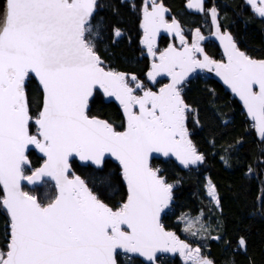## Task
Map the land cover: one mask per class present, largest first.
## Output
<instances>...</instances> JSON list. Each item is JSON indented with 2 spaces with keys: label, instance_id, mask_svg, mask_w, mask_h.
<instances>
[{
  "label": "snow or ice",
  "instance_id": "snow-or-ice-1",
  "mask_svg": "<svg viewBox=\"0 0 264 264\" xmlns=\"http://www.w3.org/2000/svg\"><path fill=\"white\" fill-rule=\"evenodd\" d=\"M246 3L264 18V0ZM186 6L210 17L226 62L205 53L199 28L189 43L179 21L167 19L162 2L143 0L140 43L152 58L145 76L153 85L157 77L169 78L153 90L135 73L114 70L100 55L105 32L113 42L123 32L115 25L109 29L103 17L96 19L98 0H4L0 5V210L7 216L0 264H157L168 253H178L185 264H215L202 247L165 228L161 215L174 185L151 161L156 153L175 156L185 167L205 160L190 139L187 120L194 109L183 95L196 69L223 79L264 138V59L241 51L231 33L221 32L215 6L207 8L205 0H188ZM162 31L180 46L169 43L160 50ZM32 76L40 89L35 109L26 84ZM101 96L118 101L121 125L91 114ZM32 148L43 158L34 169ZM77 157L100 172L106 157L114 158L126 188L117 206L75 173ZM113 175L98 179L110 184ZM46 179L55 186L47 202L25 191V183L36 186ZM207 188L220 206L216 186L209 181ZM259 199L264 202V196ZM260 211L264 215V207ZM196 223L199 228L192 231ZM184 231L196 236L209 228L197 218L188 220ZM237 246L246 248L243 236Z\"/></svg>",
  "mask_w": 264,
  "mask_h": 264
},
{
  "label": "trees",
  "instance_id": "trees-1",
  "mask_svg": "<svg viewBox=\"0 0 264 264\" xmlns=\"http://www.w3.org/2000/svg\"><path fill=\"white\" fill-rule=\"evenodd\" d=\"M142 1L136 0L132 4L122 0H98L101 8L96 19L103 17L109 29L115 25L123 32L115 42L110 32H105V39L98 44V51L106 63L116 71L135 73L147 85L145 73L149 64L140 46ZM186 1L158 0L169 10L170 18L179 21L188 40L196 28L204 36L209 34L212 31L209 17L204 13H189L184 6ZM205 3L207 8L215 6L218 9L221 30L232 34L241 51L254 59H264V18L256 15L245 0H208ZM167 43L168 39L162 37L160 48ZM201 45L209 57L222 59L217 45L210 41H201ZM26 84L35 109L40 89L32 77ZM183 95L194 109L187 120L190 139L204 154L205 160L196 168L187 170H181L172 160L151 161L153 167H159L161 174L174 185L173 202L162 223L190 245L202 247L215 264H264V215L260 211L264 202L259 199L264 196V139L250 126L242 104L216 80L196 75L184 86ZM91 114L108 119L115 125H121L123 121L119 107L105 102L102 96L92 105ZM29 159L32 169L42 163L34 151L29 152ZM73 170L106 203L117 206L122 201L126 188L116 162L106 160L103 172H100L89 165L81 166L74 160ZM108 173L115 174L110 184H101L98 178ZM26 174H30V170ZM209 181L216 186L220 206L208 195L206 187ZM24 188L42 202H47V198L55 194L54 184L48 181L33 189ZM197 218L209 228V232L193 236L184 231L186 221ZM6 221V213L0 210V245L5 242ZM198 228L199 223H196L192 231ZM217 235L223 239H212ZM241 236L247 241L246 248L237 246ZM157 264L183 263L175 256L164 258Z\"/></svg>",
  "mask_w": 264,
  "mask_h": 264
},
{
  "label": "water",
  "instance_id": "water-1",
  "mask_svg": "<svg viewBox=\"0 0 264 264\" xmlns=\"http://www.w3.org/2000/svg\"><path fill=\"white\" fill-rule=\"evenodd\" d=\"M206 1H208V0H205V2H206ZM157 2H158V0H157ZM245 2H246V0H245ZM187 3H188V0L185 2V5H184V6H185L186 10H187L189 13H198V14H202V13H200V12L194 10V9H189V8H187V6H186ZM3 4H4V0H0V5H3ZM246 4H247V3H246ZM164 7H165V6H164ZM249 7H250V6H249ZM165 8H166V7H165ZM250 8H251V7H250ZM251 10H252V9H251ZM252 11H253V10H252ZM169 15H170V13H169V10H168V12L166 13V16L168 17ZM218 18H219V13H218ZM140 21H141V18H140ZM209 21H210V24H211V27H212V31H211L209 34L205 35L206 39L203 40V42H208V41H210V42L214 43L215 45H217V47L219 48V50H220V52H221V56H222V60H221V61H225V62H226V58H225V56H224L223 45L220 43V40L218 39V37L212 35V33L215 32V26L213 25V23H212L210 17H209ZM170 22H171V21H170ZM140 30H141V33H142V34H141V38H142V36H143V31H142L141 28H140ZM220 30H221V28H220ZM221 32H229V31H228V30H221ZM229 33H230V32H229ZM161 37L168 38L169 40L174 39L173 36H172L171 34L162 31L161 34H160V35L158 36V38H157V45H158V42H159V40H160ZM141 38H140V41H141ZM174 40H175V42H176V45H180V41H179L178 39H174ZM140 46H141V48L144 49V56L147 57V59L149 60V67H150L151 62H152V58L148 56L147 51H146V48H145L141 43H140ZM201 59H202V56H201ZM148 70H149V69H148ZM196 75H203V76H205V77H208V78H211V79H213V80H216L218 83H220V84L223 86L224 90H225L227 93H229V94L232 96V98L236 99L238 102H240V103L242 104L243 111L246 113V110H245V108H244V106H243V103L240 101L239 97L236 96V94L232 92L231 88H230L228 85H226V84L224 83L223 79H222L221 77H219V76L215 73V71H209L208 69H196L195 72L191 73V74L189 75V77H187V81H186V83H188L189 80H190V79H193ZM32 78H34L35 81L37 82V79H36L34 76H32ZM160 79H165V80L167 81V83H168V80H169V78L166 77V76L157 77V81L160 80ZM148 83H149V82H148ZM37 84H38V82H37ZM165 84H166V83H165ZM149 85L153 86L152 83H149ZM103 98H104V101H105V102H112V103H114L116 106H118L119 109H120V106H119L118 101H116L114 98H112V97H103ZM120 112H121V114H122L121 109H120ZM122 116H123V114H122ZM246 116H247V115H246ZM247 119H248L249 122H252L248 116H247ZM255 130H256V129H255ZM256 132H257V130H256ZM257 134H258V132H257ZM258 135H259V134H258ZM262 139H264V138H262ZM30 151H34V152L36 153V155L42 159V163H43L42 154L39 153L38 150L32 148V149H30ZM30 151H29V152H30ZM153 159L172 160L174 163H176V165H177L181 170H187V169H189V168H196V167L198 166V165H192V166L185 167V166H183V165L179 162V160H178L175 156H168V157H165V156H163L162 154H159V153L153 154ZM153 159H152V160H153ZM106 160H110V161H112V162H116V161L114 160V158H111V157H106L105 161H106ZM75 161H76L79 165H81V166H88V165H89V166H91V167L97 169L95 166L91 165L90 162H82V161H80L78 157L75 158ZM42 163H41V164H42ZM116 163H117V162H116ZM41 164H40V165H41ZM117 164H118V163H117ZM38 167H39V166H38ZM77 175H78V174H77ZM45 181H48V182H51V183L54 184V181H52V180H50V179H46ZM39 185H40V184H38V185H36V186H30V185H27V184L25 183L24 186H26L28 189H33L34 187H37V186H39ZM54 187H55V186H54ZM172 202H173V199H172V201L170 202L168 208L165 209V211L162 213V215H161V221H162L164 215H165L167 212H169V210H170V208H171V205H172ZM172 232H173V231H172ZM177 236H178V235H177ZM178 237H179V236H178ZM179 238H180V237H179ZM180 239H181V238H180ZM181 240H183V239H181ZM160 256H169V257H171V258H174L175 256H178L180 259H182V257H180L178 253H177V254H171V253H168V254H161ZM144 263L147 264L146 261H145Z\"/></svg>",
  "mask_w": 264,
  "mask_h": 264
},
{
  "label": "flooded vegetation",
  "instance_id": "flooded-vegetation-1",
  "mask_svg": "<svg viewBox=\"0 0 264 264\" xmlns=\"http://www.w3.org/2000/svg\"><path fill=\"white\" fill-rule=\"evenodd\" d=\"M122 1H124V2H126V3H132V4H134L135 2H136V0H122ZM142 3H143V1H142ZM142 3H141V5H142ZM171 17V15H169L168 17H167V19L169 20V22L173 19V18H170ZM142 34V33H141ZM162 38V37H161ZM161 38H160V40H161ZM168 39V38H167ZM192 39H193V37H191L190 38V40H188V42L189 43H191L192 42ZM160 40H159V42H158V48L160 49V50H163L164 48H166L167 46H168V44L169 43H174L175 45H176V42H175V40L174 39H172V40H169L168 39V43H167V45L165 46V47H163V48H160V45H159V43H160ZM177 47H179L180 45H176ZM202 46V45H201ZM143 49V48H142ZM143 53H144V49H143ZM213 59V58H212ZM215 60V59H214ZM222 59H219V60H217V61H221ZM148 64H149V60H148ZM148 69H149V67H148ZM146 80H147V78H146ZM165 83H167V81L165 80V79H160V80H158L153 86H151V85H149V83H148V81H147V85L146 86H148V87H153V90H157L159 87H161V86H163Z\"/></svg>",
  "mask_w": 264,
  "mask_h": 264
},
{
  "label": "built area",
  "instance_id": "built-area-1",
  "mask_svg": "<svg viewBox=\"0 0 264 264\" xmlns=\"http://www.w3.org/2000/svg\"><path fill=\"white\" fill-rule=\"evenodd\" d=\"M186 85V84H185ZM250 123V126L251 127H253V123L252 122H249ZM184 240V239H183ZM185 242H187L186 240H184ZM193 246V245H192ZM197 245H194L193 247H196ZM204 255H205V253H204ZM169 258V256H160L159 258H158V261H157V263L158 262H160V261H162L164 258ZM171 258V257H170ZM181 261H182V263L183 264H185V261L183 260V258L181 259Z\"/></svg>",
  "mask_w": 264,
  "mask_h": 264
},
{
  "label": "rangeland",
  "instance_id": "rangeland-1",
  "mask_svg": "<svg viewBox=\"0 0 264 264\" xmlns=\"http://www.w3.org/2000/svg\"><path fill=\"white\" fill-rule=\"evenodd\" d=\"M207 186H208V184H207ZM206 189H207V192H208V188L206 187ZM209 195V194H208ZM211 198V197H210ZM187 223H188V220L186 221V225H187Z\"/></svg>",
  "mask_w": 264,
  "mask_h": 264
}]
</instances>
